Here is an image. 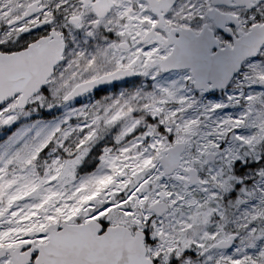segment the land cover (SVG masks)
I'll return each instance as SVG.
<instances>
[{
    "label": "snow or ice",
    "instance_id": "6c2138e0",
    "mask_svg": "<svg viewBox=\"0 0 264 264\" xmlns=\"http://www.w3.org/2000/svg\"><path fill=\"white\" fill-rule=\"evenodd\" d=\"M0 264H264V0H0Z\"/></svg>",
    "mask_w": 264,
    "mask_h": 264
}]
</instances>
